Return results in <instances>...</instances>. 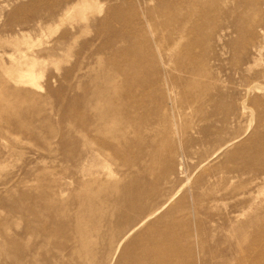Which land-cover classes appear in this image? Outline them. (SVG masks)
Returning a JSON list of instances; mask_svg holds the SVG:
<instances>
[{
  "label": "rangeland",
  "instance_id": "374dc122",
  "mask_svg": "<svg viewBox=\"0 0 264 264\" xmlns=\"http://www.w3.org/2000/svg\"><path fill=\"white\" fill-rule=\"evenodd\" d=\"M263 257L264 0H0V264Z\"/></svg>",
  "mask_w": 264,
  "mask_h": 264
},
{
  "label": "bare ground",
  "instance_id": "6f19581e",
  "mask_svg": "<svg viewBox=\"0 0 264 264\" xmlns=\"http://www.w3.org/2000/svg\"><path fill=\"white\" fill-rule=\"evenodd\" d=\"M209 1V0H208ZM213 6V5H212ZM242 18V17H241ZM110 24V23H109ZM216 27V26H215ZM139 53V52H138ZM144 53V52H143ZM142 58V57H141ZM147 71V70H146ZM132 72V71H131ZM129 73V72H128ZM150 75V74H149ZM128 76V75H127ZM133 89V88H132ZM131 89V90H132ZM124 109V108H123ZM136 119V118H135ZM135 121V120H134ZM156 155V154H155ZM258 246V245H257ZM172 253V252H171ZM264 258V257H263Z\"/></svg>",
  "mask_w": 264,
  "mask_h": 264
}]
</instances>
